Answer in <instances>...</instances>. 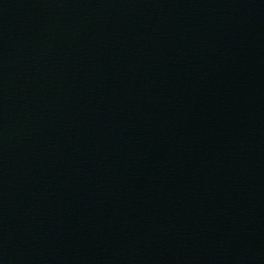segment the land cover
I'll list each match as a JSON object with an SVG mask.
<instances>
[{"label":"water","instance_id":"95a60500","mask_svg":"<svg viewBox=\"0 0 264 264\" xmlns=\"http://www.w3.org/2000/svg\"><path fill=\"white\" fill-rule=\"evenodd\" d=\"M0 264H264V0H0Z\"/></svg>","mask_w":264,"mask_h":264}]
</instances>
